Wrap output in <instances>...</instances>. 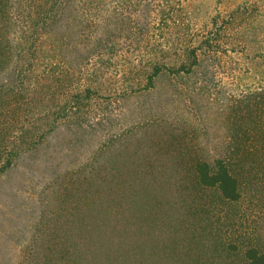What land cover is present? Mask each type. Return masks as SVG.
I'll return each instance as SVG.
<instances>
[{"label":"rangeland","instance_id":"obj_1","mask_svg":"<svg viewBox=\"0 0 264 264\" xmlns=\"http://www.w3.org/2000/svg\"><path fill=\"white\" fill-rule=\"evenodd\" d=\"M79 1L35 58L0 14V264H244L264 249V0H183L159 45ZM209 31L192 72L150 86L149 57L177 66ZM217 159L237 200L198 180Z\"/></svg>","mask_w":264,"mask_h":264},{"label":"trees","instance_id":"obj_2","mask_svg":"<svg viewBox=\"0 0 264 264\" xmlns=\"http://www.w3.org/2000/svg\"><path fill=\"white\" fill-rule=\"evenodd\" d=\"M66 1L68 3L72 2V0H0V14L2 13V15L8 17L10 26L14 24L18 25L17 30L23 40L21 42L22 45L17 49L19 58H25V56L28 55L33 58L37 55L39 56V51L42 50V47L36 44V42L39 39V41H43L41 38L42 30L49 28L55 20V18H53L55 14H52L51 11L54 7L56 10H61L64 6L63 3L65 4ZM78 1L79 0H77V2ZM114 1H116V4L112 6V9L126 8L127 10L125 15L123 10H112V15H108L111 17L112 26L115 31L111 30L109 26L110 29L105 28L101 30L103 34L108 36L129 31L135 35L136 41H145L146 45L162 44L161 39H165L167 33H171V30H169L170 27H168L166 21L172 20L174 23L177 20V14L185 10L183 0ZM85 2L88 3V7L94 5L97 10L101 9V0H83L80 5L81 8H83V5L85 6ZM15 11L18 12L17 16L15 15ZM25 17L28 19H23ZM93 23L100 26L99 21L96 19H93ZM131 23L133 25H130ZM108 25L111 24L109 23ZM30 30L31 33L35 35V38L33 35L30 36L27 34ZM210 33L209 31L206 37L203 40L201 39L198 44L194 43V41L189 42L182 36V40H185L182 53L184 59H182L181 63L177 66L175 62L160 61L155 55L149 57L143 69L145 71V79L150 86L153 84V79L166 70L167 72H192L194 70L193 65L199 62V50L200 52L203 51L205 45L206 47L209 46L212 40L211 35H209ZM149 34L152 35L149 36ZM127 35H129V33H127ZM97 49H99V47H95L94 51ZM186 60H190L189 64H187ZM83 90L89 94L92 91V87L86 85ZM11 153L4 162L0 163V175L13 166V155ZM14 155L16 154L14 153ZM195 170L198 175V180L202 185L217 187L222 196L226 199L237 200L239 198L238 181L236 177L230 173L223 160L217 159L213 166L206 160H202L196 164ZM245 257L246 262L244 264H264V249L258 250L255 247H250L245 251Z\"/></svg>","mask_w":264,"mask_h":264}]
</instances>
